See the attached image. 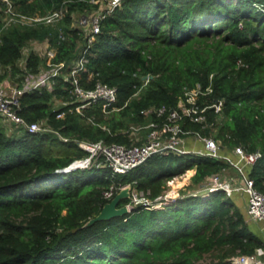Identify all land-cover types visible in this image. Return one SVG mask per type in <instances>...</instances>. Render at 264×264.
<instances>
[{
	"label": "trees",
	"instance_id": "trees-1",
	"mask_svg": "<svg viewBox=\"0 0 264 264\" xmlns=\"http://www.w3.org/2000/svg\"><path fill=\"white\" fill-rule=\"evenodd\" d=\"M13 2L21 13L63 7L65 15L54 24L4 27L0 11V81L13 76L20 85L19 74L37 73L40 54L24 51L30 41L48 39L54 62L72 65L84 55L80 83L116 86L117 100L106 111L101 103L75 110L66 69L51 87L20 97L18 113L44 130L16 125L20 133H8L0 117V264H233V256L264 246L243 209V194L204 190L212 174L231 167L225 159L169 151L153 153L123 174L113 175L103 157L100 165L62 171L87 155L77 140L141 143L132 126L161 124L200 85L196 102L205 120L183 115L180 124L216 139L222 153L231 155L238 145L261 151L244 172L264 194V0H123L101 20L91 42L88 26L75 21L101 4ZM161 106L165 112L157 115ZM59 110L65 111L61 117ZM191 168L189 189L173 202L150 208L139 203L124 215L85 225L121 185L149 191L154 199L167 179Z\"/></svg>",
	"mask_w": 264,
	"mask_h": 264
},
{
	"label": "built area",
	"instance_id": "built-area-1",
	"mask_svg": "<svg viewBox=\"0 0 264 264\" xmlns=\"http://www.w3.org/2000/svg\"><path fill=\"white\" fill-rule=\"evenodd\" d=\"M94 3L101 4V8L91 15H80L75 23L88 26L87 34L88 42H91L96 33L101 30V20L106 14L111 13L116 7L121 5L123 0H90ZM0 11L2 13V21L4 27L12 24L33 25L35 23L54 24L65 15V8L60 7L52 9L45 14L29 15L19 12L14 5L13 0H0ZM85 52V50H84ZM56 49L52 46L46 49L45 67H41L35 74L23 75L24 79L21 80L20 85L14 84L12 86L5 85L0 81V117L6 122H11L17 126H23L30 132H37L44 130L43 126L38 121L27 122L23 116L18 113L20 107V97L23 93L33 90L35 88L47 85L51 87L53 79L66 69H70L72 77V92L76 97L78 103L74 106L75 110L81 112L82 108L91 105L92 103H101L102 109L106 108L117 100V87L108 83L97 80L92 87L83 86L77 73L84 69L87 61L84 55L80 56L72 65H67L65 61L54 62L53 57ZM23 60V59H22ZM21 60V61H22ZM25 64V59L23 65ZM22 65V64H21ZM66 77V75H65ZM10 86V87H9ZM201 91L200 85L193 88L191 91L186 92V101H179L178 109H171L168 111L167 119L161 124L157 121H150L145 125L148 128L146 138H139L141 143L126 145L122 143L107 144L102 139L90 141L86 139L77 140L80 148L87 152L83 158L75 159L69 164L66 171L74 170L76 168L90 167L94 163L100 165L102 162L99 160L104 158V163L111 170L112 174L127 173L133 167L143 162L148 156L157 152L176 151L179 153H199L209 155L214 158L225 159L231 166L235 167L241 174L239 182L235 181L232 176L223 177L222 174H212L206 185L209 192L216 190H224L227 194L242 191L247 195L246 210L249 218L261 221L264 224V194L260 192L254 185L253 178L246 175L243 170L244 164H253L262 155L261 151L256 150L253 152L246 151L242 146H236L233 149V154L236 159L230 155L220 151L219 142L213 137L202 136L197 131L184 129L180 124V119L183 115H188L192 120L203 121L205 115L203 114L204 108H199L196 102L197 95ZM222 101L216 105V110L221 107ZM165 112V107L161 106L156 110L157 115H162ZM64 110H59L56 113L57 117L63 116ZM138 128L139 126H133ZM192 135L202 142V147L197 150H189L185 147V139ZM189 135V136H190ZM184 173V172H183ZM177 175L167 179L166 185L169 186L174 182ZM123 184L119 189L125 187ZM114 186L104 192L106 197H111L114 192ZM133 189V188H132ZM118 191V190H117ZM134 191V198L130 204L137 205L143 204L145 207H162L165 204L173 202L177 194L171 193L169 188H165L163 192L154 199L147 196L142 190ZM208 194V193H207ZM129 203H126L129 208ZM264 253L262 247H257L253 254H238L233 256V264H264L259 255Z\"/></svg>",
	"mask_w": 264,
	"mask_h": 264
},
{
	"label": "rangeland",
	"instance_id": "rangeland-1",
	"mask_svg": "<svg viewBox=\"0 0 264 264\" xmlns=\"http://www.w3.org/2000/svg\"><path fill=\"white\" fill-rule=\"evenodd\" d=\"M50 46L51 45H50V42L48 41V39L43 40V41L32 40V41H30L27 44V46L25 48V51H24V55H27L31 51L32 52H36V53L40 54L42 60L45 61L46 49L48 47H50ZM23 62H24V59L20 62V64L23 65ZM44 64H45V62H44ZM44 64H43V67H45ZM19 76H20L21 80L24 79L23 75L19 74L18 77ZM15 80H16V78L11 76V77L7 78V80L4 82V84L7 85V86L8 85L12 86V85L16 84ZM58 103H61V101L59 99H56V104H58ZM3 123H4V126H5V128H6L8 133H14V132L15 133H20V131L18 130V127H16L15 124H12L11 122L10 123L9 122H4V121H3ZM145 129H147L145 126H139L138 128H135V127L132 126L131 127V135H133L138 140H139V138H146L148 132ZM186 139H189V138H186ZM186 139H185V141H186ZM190 139L201 142L198 138H195L194 136L190 137ZM185 147L187 149H189V150H197V149L201 148V147H199V148L188 147L186 145H185ZM227 171H228V174L235 175L234 174L235 173L234 170L228 168ZM193 173H194V168L187 169V170L184 171V173L177 174V176L174 179V182L171 185L167 186V188H169V191H171V193L177 194L176 198L179 195H181L182 191H185L188 188V186L190 185L191 176H192ZM190 189H191V187H190ZM132 190H136V188H133ZM204 190L207 191V189H204ZM133 192L134 191H132L130 196L128 197L129 198V202H128L129 203L128 204L129 205V210H131L134 206H136L133 203L130 204L131 200H133V198H134V193ZM238 192H241V191H238Z\"/></svg>",
	"mask_w": 264,
	"mask_h": 264
},
{
	"label": "water",
	"instance_id": "water-1",
	"mask_svg": "<svg viewBox=\"0 0 264 264\" xmlns=\"http://www.w3.org/2000/svg\"><path fill=\"white\" fill-rule=\"evenodd\" d=\"M146 77V76H144ZM62 171H66V169H62ZM132 186L127 184L125 187L119 189L116 194L106 202L100 212L94 217L90 218L85 225H89L98 220L110 219L115 216L124 215L129 211V208L126 204H121V200L124 198H128L131 194Z\"/></svg>",
	"mask_w": 264,
	"mask_h": 264
},
{
	"label": "crops",
	"instance_id": "crops-1",
	"mask_svg": "<svg viewBox=\"0 0 264 264\" xmlns=\"http://www.w3.org/2000/svg\"><path fill=\"white\" fill-rule=\"evenodd\" d=\"M43 64H44V62H43ZM43 64L41 65V66H43ZM7 79H5L3 82H5ZM14 84V83H13ZM17 84V83H16ZM4 121V120H3ZM4 122H6V121H4ZM185 145L186 146H188V147H194V148H199V147H202V142H199V141H195V140H192V139H186V141H185ZM233 159H236V155H234V154H231L230 155ZM247 164H244L243 165V170L245 169V166H246ZM229 169H232V170H234V174L235 175H231V174H228V171L227 172H225L224 174H222V176L223 177H225V176H232L233 178H234V180L235 181H237V182H239V180H240V176H241V174H240V172L236 169V168H234V167H230ZM241 194H243V196H244V201H243V209H245L246 210V204H247V196H246V193H244V192H240ZM251 228L253 229V231L263 240V242H264V224L261 222V221H256V220H253V219H251ZM260 247H262L263 249H264V246H260ZM259 257L261 258V260L263 261V263H264V253H262L261 255H259Z\"/></svg>",
	"mask_w": 264,
	"mask_h": 264
}]
</instances>
